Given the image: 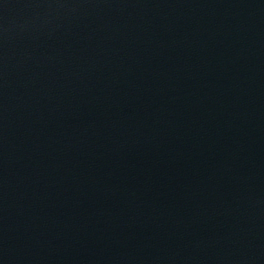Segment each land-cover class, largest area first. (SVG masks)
<instances>
[{
  "label": "water",
  "instance_id": "1",
  "mask_svg": "<svg viewBox=\"0 0 264 264\" xmlns=\"http://www.w3.org/2000/svg\"><path fill=\"white\" fill-rule=\"evenodd\" d=\"M0 264H264V0H0Z\"/></svg>",
  "mask_w": 264,
  "mask_h": 264
}]
</instances>
